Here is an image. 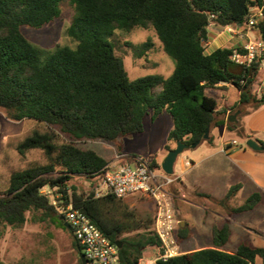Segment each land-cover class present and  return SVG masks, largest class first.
Instances as JSON below:
<instances>
[{
	"label": "trees",
	"instance_id": "obj_1",
	"mask_svg": "<svg viewBox=\"0 0 264 264\" xmlns=\"http://www.w3.org/2000/svg\"><path fill=\"white\" fill-rule=\"evenodd\" d=\"M63 1L0 0V109L13 120L44 122L67 138L57 142V133L35 132L18 145L20 155L41 150L46 163L10 174L8 189L0 194V225L20 228L31 213L34 221H51L65 229L59 207L43 192L48 188L61 195L58 201L71 202L82 211L112 243H122L118 249L122 264H138L148 248L161 249L153 229L155 216H139L125 198L111 193L98 197L94 190L89 194L77 191L71 185L74 176L99 178L109 162L76 142L116 143L141 133L148 113L156 118L164 111L174 122L168 151L179 141L190 148L204 140L209 127L225 123L216 120L217 100L205 94L223 84L233 85L239 92L237 108L264 105V95L253 91L259 60L250 66L239 65L232 56L235 49L243 52V48L220 47L206 53L204 46L210 24L246 27L251 9H264V0H70L75 15L67 33L77 45L62 46L42 56L22 28L50 24L60 17ZM135 28L156 32L164 51L175 61L171 76L130 79L108 37L116 30L131 32ZM253 28L264 40V16ZM228 127L240 137H251L235 123L229 122ZM157 166L155 162L150 165L153 169ZM239 187L230 189L226 202ZM262 200L261 194L253 193L246 204L231 212L249 211ZM230 230L224 223L213 229L212 246L157 264H264V248L249 241L229 252L225 245ZM72 237L76 249L79 243ZM176 237L186 239V229L179 228Z\"/></svg>",
	"mask_w": 264,
	"mask_h": 264
},
{
	"label": "rangeland",
	"instance_id": "obj_2",
	"mask_svg": "<svg viewBox=\"0 0 264 264\" xmlns=\"http://www.w3.org/2000/svg\"><path fill=\"white\" fill-rule=\"evenodd\" d=\"M60 9V17L50 24L42 28L25 25L22 28L25 37L41 52L42 56L54 53L62 46L75 48L77 45L67 33L75 15L74 5L70 0H65ZM208 29L209 38L204 43L206 53L220 47L242 48L248 41L257 37L254 28L247 26L217 27L212 23ZM156 35L152 29L135 28L131 32L116 30L112 36L108 37V40L115 45L117 54L122 58L131 80L152 75H162L167 78L173 74L175 61L164 51ZM205 94L218 101V110L233 106L232 95L239 96V92L233 85H229L226 89L209 88ZM222 96H227L229 101H225ZM246 110L253 111L254 107ZM143 126L144 130L141 133L123 137L116 143L83 140L77 141L76 145L96 152L107 161L120 155L122 164L132 167L136 165V158L149 165L155 162L158 166L154 168V171L161 176L164 174L163 161L169 153H167L168 134L174 127L173 118L164 111L153 118L150 112L144 117ZM35 132L43 134L54 132L58 134L57 142L67 140L57 130L46 126L44 122L33 119L13 120L8 117L5 110L0 109V194L8 189L9 177L13 171H22L46 163V158L39 149L30 150L25 155H20L17 150L18 145ZM240 139L244 141L245 137L241 136ZM195 153V150L187 149L177 157L173 178L185 177L188 170L184 163L186 157L188 159ZM102 183V177L89 180L81 175L74 176L71 181V185L76 187L77 191L88 194L93 190L96 194L104 193ZM203 184L205 186L208 183L203 182ZM250 184L245 183L243 190H240V187L234 189L233 197L227 202L225 197L231 187L222 191L206 186L207 190L216 194L217 200L211 196L207 198V194L196 190L185 197L190 203L179 202L175 198L173 207L177 210L175 215L180 221L178 229L182 228L180 215H185L189 223L186 239L178 240L180 252L186 254L198 247L212 246L211 229L214 223L219 226L228 223L234 232L231 233L232 239L225 245L228 250H234L240 241H249L255 246L264 248V203L260 202L255 208L246 212L237 214L231 212L232 209L246 204L251 194L255 193H252ZM43 192L56 203L61 196L55 194V190L48 188ZM173 193L177 194L176 191ZM124 201L141 217L150 219L156 214L154 201L148 196L134 194L126 197ZM213 212L224 214L226 218L212 217ZM0 228L3 231V236L0 238V262L4 264H80L72 234L58 223L34 221L32 214L29 213L22 227L15 228L1 224ZM153 253H156V249L145 250L146 259H153L155 257Z\"/></svg>",
	"mask_w": 264,
	"mask_h": 264
},
{
	"label": "built area",
	"instance_id": "obj_3",
	"mask_svg": "<svg viewBox=\"0 0 264 264\" xmlns=\"http://www.w3.org/2000/svg\"><path fill=\"white\" fill-rule=\"evenodd\" d=\"M263 16V7L252 8L247 27L253 28ZM242 48L243 52L235 49L232 60L244 66H250L259 60V69L263 71L264 40L256 37L248 41ZM257 93L260 97L264 95L261 85L257 89ZM135 161V167L131 165L110 167L109 165L104 175L101 176L105 192L98 193L97 196L111 193L117 198H126L134 194L151 198L156 208L153 229L161 243V249L157 246L150 247L156 249L157 254L153 253L155 257L146 259L144 253L138 264L165 262L172 257L182 255L176 237V232L180 227V221L177 219L173 207L176 197L169 189L177 179L167 174L160 178L149 164L137 158ZM186 165L190 166L191 163L188 161ZM53 204L59 207L65 222L71 227V233L81 247L80 251L85 256L86 264H122L116 243H112L82 211L76 209L71 202L64 203L63 200H59L57 203L53 201Z\"/></svg>",
	"mask_w": 264,
	"mask_h": 264
},
{
	"label": "crops",
	"instance_id": "obj_4",
	"mask_svg": "<svg viewBox=\"0 0 264 264\" xmlns=\"http://www.w3.org/2000/svg\"><path fill=\"white\" fill-rule=\"evenodd\" d=\"M213 50L215 49L213 48L212 51ZM260 85L264 90V70L262 71L259 69V75L253 88L256 95H258L257 89ZM228 86L229 84H223L217 89H226ZM222 97L225 101H229L227 96ZM232 98L234 99L233 106L226 107L223 110H217L218 115L216 120L224 121L225 123L220 126L210 127L208 139L200 142L196 148H188L195 150L196 153L192 154L188 159L186 157L184 163L185 166L188 167L187 173L184 175L185 177H177L176 179L178 180L169 187L173 192H177L175 195L177 201L190 203L185 197L187 194L194 193L195 190L200 191L202 194H207V196H211L213 199L217 200V196H215L216 194L207 190L206 186L215 189L218 188L223 191L236 185L240 186V190H243L245 183L248 182L251 183L252 193H260L263 197L261 203H264V150L257 151L247 145L249 139L257 140L261 146V143H264V105L258 106L253 111H247V108H245V110L243 108H237L240 96L232 95ZM233 115H235L236 119L233 118ZM229 118H231L232 121H229ZM229 122L235 123L236 126L244 127L251 137L241 141V137L238 136L234 130L229 129ZM168 152L169 151L167 150V153ZM117 157L118 158L108 161L110 167L124 165L122 164L120 155H117ZM188 160L191 163L190 166L186 165ZM165 175L166 174L164 173L161 176H157L162 178ZM203 182H207L208 184L204 186ZM176 212L177 210L175 209V213ZM212 215V217H218L220 219L226 218L224 214L222 215L217 212H213ZM184 216L185 215L179 216L181 218V229L187 230V228H189V223L187 219H185L186 216ZM216 227L220 226L216 223L212 224V239V231ZM231 233H234L232 229L230 230L229 241L232 239ZM229 241L227 243H229ZM240 242L237 243L234 250L226 249L229 252H235ZM200 248L202 247H198V249ZM198 249H194L191 252Z\"/></svg>",
	"mask_w": 264,
	"mask_h": 264
},
{
	"label": "water",
	"instance_id": "obj_5",
	"mask_svg": "<svg viewBox=\"0 0 264 264\" xmlns=\"http://www.w3.org/2000/svg\"><path fill=\"white\" fill-rule=\"evenodd\" d=\"M233 118H235V115H233ZM229 121H232L231 118H229ZM209 134H210V127L206 130V134H204V137L203 139L206 140L209 138ZM200 142H197L195 144H193L191 146V148H196L197 145L199 144ZM247 145L252 148V149H255L257 151L259 150H264V147H262L257 140L255 139H249L247 141ZM188 147L186 146V144L182 143V142H177L176 144V147L172 150L169 151L168 155H166L164 161H163V164H162V170L165 174L167 175H173L174 174V165L176 163V160H177V157L180 156L185 150H187ZM61 219L63 220V226L71 231V227L69 226L68 223L65 222V219L63 218V216H61ZM116 245L119 248L122 247V243L121 242H116ZM80 245H77L76 246V249L78 250V256H79V259L81 260L82 264H86V260H85V256L84 254L80 251Z\"/></svg>",
	"mask_w": 264,
	"mask_h": 264
}]
</instances>
